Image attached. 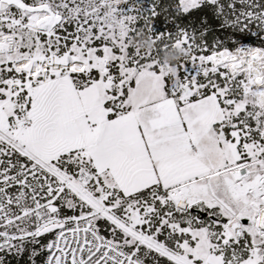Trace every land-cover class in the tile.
<instances>
[{
  "label": "snow or ice",
  "instance_id": "obj_1",
  "mask_svg": "<svg viewBox=\"0 0 264 264\" xmlns=\"http://www.w3.org/2000/svg\"><path fill=\"white\" fill-rule=\"evenodd\" d=\"M0 264H264V0H0Z\"/></svg>",
  "mask_w": 264,
  "mask_h": 264
}]
</instances>
